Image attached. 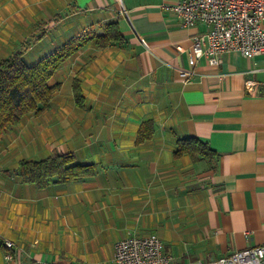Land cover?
<instances>
[{"label": "crops", "instance_id": "0c3cea01", "mask_svg": "<svg viewBox=\"0 0 264 264\" xmlns=\"http://www.w3.org/2000/svg\"><path fill=\"white\" fill-rule=\"evenodd\" d=\"M22 1L0 0V60L28 34L27 65L104 24L116 23L119 39L67 58L47 108L1 137L0 264H111L119 240L149 234L174 264L264 244V54L190 67L207 27L185 28L162 7L179 0H121L126 16L117 0H31V31L8 17ZM147 120L151 136L138 141ZM187 140L200 144L195 159L175 156ZM53 153L97 172L44 189L21 182L20 160Z\"/></svg>", "mask_w": 264, "mask_h": 264}, {"label": "built area", "instance_id": "2783aa9c", "mask_svg": "<svg viewBox=\"0 0 264 264\" xmlns=\"http://www.w3.org/2000/svg\"><path fill=\"white\" fill-rule=\"evenodd\" d=\"M120 4L119 14L126 16ZM172 11L181 26L207 27L192 40L190 67L205 58L209 66L222 63V56L236 52L251 58L264 54V0H179L174 5L162 6ZM181 77L189 74L180 71ZM10 249V242L4 243ZM111 264H174L173 257L164 250L155 234L144 237H127L114 247ZM190 264H264V244L230 252L216 259L196 260Z\"/></svg>", "mask_w": 264, "mask_h": 264}, {"label": "trees", "instance_id": "16d2710c", "mask_svg": "<svg viewBox=\"0 0 264 264\" xmlns=\"http://www.w3.org/2000/svg\"><path fill=\"white\" fill-rule=\"evenodd\" d=\"M98 31V32H97ZM119 39L116 23L104 24L91 32L80 34L59 49L48 54L32 65H27L22 54L30 43L22 49L0 60V139L3 134L19 124L26 114H41L49 105L52 96L59 90V84L49 81L63 62L75 52L95 40L98 47H105ZM73 94L77 105L82 97L77 82L73 83ZM152 122L147 120L139 128L137 140L151 136ZM200 144L196 140L181 142L175 156L188 153L195 159ZM97 172L94 164H78L72 154L53 153L39 161L20 160L17 174L22 183L44 189L51 183H66L93 177ZM3 243L0 241V246Z\"/></svg>", "mask_w": 264, "mask_h": 264}, {"label": "rangeland", "instance_id": "374dc122", "mask_svg": "<svg viewBox=\"0 0 264 264\" xmlns=\"http://www.w3.org/2000/svg\"><path fill=\"white\" fill-rule=\"evenodd\" d=\"M22 8V9H20ZM16 13L15 14H12L10 16H8L9 18L10 17H14V16H18L19 18H21L22 20L26 21V23L23 25V28H28L29 31H31V21L29 19H27V16L31 13V0H24L22 1L19 6H16ZM15 17V18H16ZM29 36H27L26 38V42L27 43H30L31 44V34H28ZM100 264H109L107 263L106 261H103V260H100L99 262Z\"/></svg>", "mask_w": 264, "mask_h": 264}]
</instances>
